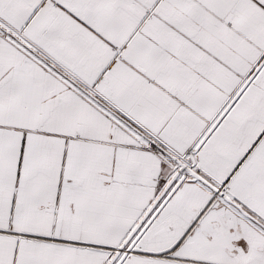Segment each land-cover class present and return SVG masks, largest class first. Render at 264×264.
<instances>
[{
  "label": "snow or ice",
  "instance_id": "obj_1",
  "mask_svg": "<svg viewBox=\"0 0 264 264\" xmlns=\"http://www.w3.org/2000/svg\"><path fill=\"white\" fill-rule=\"evenodd\" d=\"M0 264H264V0H0Z\"/></svg>",
  "mask_w": 264,
  "mask_h": 264
}]
</instances>
